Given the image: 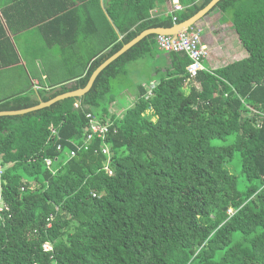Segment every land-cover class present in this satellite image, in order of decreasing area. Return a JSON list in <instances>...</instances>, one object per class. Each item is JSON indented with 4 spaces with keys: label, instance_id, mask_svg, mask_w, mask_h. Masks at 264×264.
Here are the masks:
<instances>
[{
    "label": "trees",
    "instance_id": "obj_1",
    "mask_svg": "<svg viewBox=\"0 0 264 264\" xmlns=\"http://www.w3.org/2000/svg\"><path fill=\"white\" fill-rule=\"evenodd\" d=\"M171 1L47 0L37 30L68 25L88 37L91 65L61 81L43 79L46 60L42 73L17 67L23 78L1 91L0 112L86 87L143 31L171 28L212 0H179L180 10ZM214 12L232 21L246 57L215 69L205 58L192 79L190 57L165 52L151 34L82 97L0 116L8 206L0 212V264H264V0H221ZM158 53L168 55L167 67L134 66ZM130 67L148 72L150 92ZM125 91L136 94L133 104Z\"/></svg>",
    "mask_w": 264,
    "mask_h": 264
},
{
    "label": "crops",
    "instance_id": "obj_2",
    "mask_svg": "<svg viewBox=\"0 0 264 264\" xmlns=\"http://www.w3.org/2000/svg\"><path fill=\"white\" fill-rule=\"evenodd\" d=\"M54 2L58 4L62 0H54ZM78 4L80 3L78 2ZM45 5H47V0H0V21L3 24V29L0 26V95L2 98L4 97V94L1 92L3 89L5 90L7 86L19 82L18 78H23L22 70L18 69L20 66H24L27 71H29V67H32L33 72L40 73L49 66L47 69L48 72L43 74V79L51 77V80L59 81L60 79L61 81L68 76L72 77L78 73L83 72L82 75H84V72L86 73L91 65L88 59L89 55L86 52L89 45L88 37H83L75 33L72 27L68 25H66L63 32L59 26L60 28L53 30L49 35H45L40 30H37L39 28L36 27L35 22H42V18L47 14V10L42 7ZM166 8V5L160 6L155 12H164ZM220 16L221 14L219 12H214L208 15L207 18H216L215 20L206 22L205 17L199 24L205 30L203 43L211 47V49H208V62L210 65H215L212 66L214 69L232 62L227 59V54L231 57H238L237 59L231 58V60H240L247 56V52L240 44L241 42H238L239 37L235 41L238 44L236 46L237 48L231 47L233 50L229 48L224 53L221 51L217 52L215 44L210 43L211 39H215V34L211 32L210 25L214 30L215 27H220L225 24L220 22ZM9 21L13 23L12 28L8 25ZM66 33H69V36L65 39L64 35ZM49 39H52V41H49ZM79 45L83 47V50H81V55L76 58V55L79 53ZM225 46L226 44L223 45V48ZM13 53H16L18 58ZM3 56H6V58ZM79 59L80 61H78ZM43 60L48 62V64L46 63V67L42 66ZM74 60H77L76 64ZM144 61V64H135L134 66L148 64L153 66V70H155L157 67L165 68L170 63L168 55L160 53L154 57H147ZM5 66H15V69L11 73V67ZM141 73V68L135 67L131 78L136 85L142 82L141 84L150 92L151 85L147 84L146 80L143 81L142 78L138 77ZM13 76L17 79H14ZM34 78V83L38 85L40 82L39 78ZM78 78L75 77V80ZM70 82H74V80ZM125 93L127 94L124 98L126 104H133L136 94L134 92L131 93V91H125ZM112 108L117 112L120 111L121 114L123 112L118 103H115Z\"/></svg>",
    "mask_w": 264,
    "mask_h": 264
},
{
    "label": "built area",
    "instance_id": "obj_3",
    "mask_svg": "<svg viewBox=\"0 0 264 264\" xmlns=\"http://www.w3.org/2000/svg\"><path fill=\"white\" fill-rule=\"evenodd\" d=\"M180 8V6H177ZM157 43H159L160 49H163L165 52L175 51V52H184L190 57L189 72L192 79H196L199 72L205 70L206 67L203 64V59L207 58V51L204 49L202 44V39L199 33L194 30L189 32L188 30L180 32L177 36H165L161 35L157 38ZM78 106V104H76ZM246 115L252 116L253 113H248ZM92 129L97 132L107 131V128H101L98 125H93ZM104 153H108V150H104ZM74 152L72 151L73 155ZM47 164H51V160L47 159ZM110 174L113 173L111 168H108ZM3 168L0 166V212L4 209H7L8 206L4 204L2 199L3 196ZM44 248L46 250L51 249V246L48 243H44Z\"/></svg>",
    "mask_w": 264,
    "mask_h": 264
},
{
    "label": "water",
    "instance_id": "obj_4",
    "mask_svg": "<svg viewBox=\"0 0 264 264\" xmlns=\"http://www.w3.org/2000/svg\"><path fill=\"white\" fill-rule=\"evenodd\" d=\"M219 1H221V0H212L204 9L199 11L196 15H194L193 17H191L190 19H188L184 22L175 24L171 28H161L160 27V28L147 29V30L143 31L140 35H138L136 38H134L132 41H130L128 44H126L124 47H122L118 52H116L109 59H107L102 65H100L92 74V76H91L88 84L86 85V87L75 90V91H71V92L61 94V95H59V96H57V97H55V98H53L47 102H41L37 106L31 107V108L17 110V111H2V112H0V116L24 114V113H27L30 111H34V110H38V109L50 106L53 103H55L59 100H63L67 97H82L84 94H86L91 89V87L93 86V83H94L96 77L98 76V74L106 66H108L112 61H114L115 59L120 57L123 53H125L130 47L137 44L142 39H144L145 37H147L151 34L176 36L181 31H184V30L190 28L191 26H193L194 24L198 23L203 17H205L209 13V11L214 6H216L218 4Z\"/></svg>",
    "mask_w": 264,
    "mask_h": 264
},
{
    "label": "rangeland",
    "instance_id": "obj_5",
    "mask_svg": "<svg viewBox=\"0 0 264 264\" xmlns=\"http://www.w3.org/2000/svg\"><path fill=\"white\" fill-rule=\"evenodd\" d=\"M215 19L216 18H207L206 17V22H210V21L215 20ZM198 24H200V22H198ZM210 29H211V32H213L215 34L214 35L215 39H211L210 43L215 44V46H216L215 48H216L217 52L221 51L222 53H224L229 48L231 50H233L232 48L236 47L238 45V44L235 43V41L238 38V34H237L236 30L233 27L232 21H229V22L223 24L220 27H215L214 30L212 29V27L210 25ZM218 41H219V43H218ZM238 42H240V41L238 40ZM225 44H226V46L223 48V45H225ZM204 46H205V49L206 48H208V49L210 48L211 49V47H208L206 44H204ZM231 58L237 59L238 57L237 56L236 57H234V56L231 57V56H229L227 54V59L233 62L234 60H231ZM141 62H143V61H141ZM222 62H224V60H222ZM210 66H215V65H210ZM129 70H130V76H131L132 73H134L135 68L130 67ZM141 70H142V73L139 74L138 77H140L142 79H146V77H148V72L143 70V69H141ZM129 100H131V99H129ZM119 112L120 111H118V113ZM252 112H253V114L257 113L254 110H252ZM120 115H122L121 112H120Z\"/></svg>",
    "mask_w": 264,
    "mask_h": 264
},
{
    "label": "clouds",
    "instance_id": "obj_6",
    "mask_svg": "<svg viewBox=\"0 0 264 264\" xmlns=\"http://www.w3.org/2000/svg\"><path fill=\"white\" fill-rule=\"evenodd\" d=\"M171 3L173 4V6H174V9L175 10H180V9H182V8H184L183 7V5L179 2V0H172L171 1ZM177 6H180V8H177ZM215 7V6H214ZM213 7V8H214ZM212 8V9H213ZM204 9V8H203ZM201 11V10H200ZM208 15V14H207ZM207 15L205 16V17H207ZM205 17H203L199 22H201ZM186 21V20H185ZM184 22V21H183ZM175 24H178V23H175ZM174 24V25H175ZM173 25V26H174ZM172 26V27H173ZM186 30H188L189 32H191V31H195V32H197V33H199V35L201 36V39H202V44H203V46H204V43H203V34L204 33H201L203 30H204V28L203 27H201L198 23H196V24H194L193 26H191L190 28H188V29H186ZM186 30H184V31H186ZM182 32V31H181ZM179 34V33H178ZM177 34V35H178ZM176 35V36H177ZM158 36H161V35H158ZM165 36H173V35H165ZM204 49H205V46H204ZM206 51H207V60H209V51H208V48H206L205 49ZM190 62H191V60H190ZM189 67V66H188ZM206 67V66H205ZM188 70H189V68H188ZM203 71V70H202ZM197 78V77H196ZM60 149V146H58V150ZM108 153H109V151H108ZM51 160V159H50ZM50 165H52V160H51V164ZM108 168H110L109 166L106 168V170L108 169ZM112 170V169H111ZM113 171V170H112ZM114 173V172H113ZM112 173V174H113ZM110 174V173H109ZM50 246H51V248H52V245L51 244H49Z\"/></svg>",
    "mask_w": 264,
    "mask_h": 264
}]
</instances>
